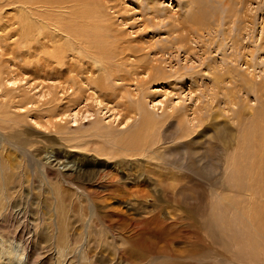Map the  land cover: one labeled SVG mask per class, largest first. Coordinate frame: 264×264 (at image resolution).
<instances>
[{
  "label": "rangeland",
  "instance_id": "rangeland-1",
  "mask_svg": "<svg viewBox=\"0 0 264 264\" xmlns=\"http://www.w3.org/2000/svg\"><path fill=\"white\" fill-rule=\"evenodd\" d=\"M89 2V10L72 2L67 11L79 22L90 15L96 19L110 58L95 54L86 43L67 55L70 39H63L56 55L63 52L64 57L57 60L50 40L48 48L39 45L50 29L39 27L35 17L20 35H0V53L9 41L22 40L15 49L17 65L4 54V75L10 79L0 82V264H123V258L129 264H264V0ZM16 5L9 15L21 13ZM203 7L210 18L198 28L189 15ZM26 38L29 52L22 47ZM70 61L82 78L91 75L88 67L96 77L105 75L110 95L97 97L79 76L70 88L64 72ZM74 90V101L68 103ZM137 97L163 121L152 137L162 140L151 146L161 149L129 158L119 187L95 196L125 213L122 227L132 241L124 244L120 221L109 216L116 225L102 226L88 212L86 198L73 197L60 172L51 171L45 161L58 154L86 161L85 167H95L98 176L112 171L118 157L111 143L140 117L121 124L122 104L135 105ZM171 112L175 117H169ZM179 115L192 126L185 139L176 136ZM187 118L196 120L188 124ZM190 150L196 155L190 157ZM172 176L176 181L168 186ZM54 203L60 204V213H54ZM107 208L99 207V214L106 217L102 211ZM143 221L158 230L154 246L135 240ZM87 226L94 240L90 252L79 245V233L86 235Z\"/></svg>",
  "mask_w": 264,
  "mask_h": 264
},
{
  "label": "bare ground",
  "instance_id": "bare-ground-1",
  "mask_svg": "<svg viewBox=\"0 0 264 264\" xmlns=\"http://www.w3.org/2000/svg\"><path fill=\"white\" fill-rule=\"evenodd\" d=\"M102 1V0H101ZM104 1V0H103ZM153 2V0H151ZM74 3L76 2L77 5L78 4H82V11H86L91 9V6H89L90 2L89 0H0V35L2 33V35H8V39L9 38H13L16 35H20L21 30L25 29V26L29 24L30 18L31 17H35L39 23V27H43L50 29V33L48 36H45V40H41L42 43H38L41 47H47L50 43L49 40L51 42V46L52 47H56V49L54 50L55 52V56L57 58V60L60 59V57H64V53H67V55H73L76 52V49L81 46L82 43H86L87 46L93 50H95V54H98L99 56H102L104 58H110L107 55V50L108 52H110L111 48L108 47L107 45H104L101 42V31H98L97 26H95L94 24H96V19L93 18L91 15L88 16L86 19L87 21L84 22H79L77 20H75L76 18L74 17V15L67 11L69 9V4L70 3ZM108 3L109 0H108ZM16 5V9H19L21 11V13H18V15H9V13H7L10 9V7L12 5ZM91 5V4H90ZM79 6V5H78ZM109 6V5H108ZM110 7V6H109ZM108 7V8H109ZM79 8L81 9V6H79ZM107 8V7H106ZM93 9V7H92ZM104 13V12H103ZM25 15V16H24ZM237 15V14H236ZM235 15V16H236ZM227 16V15H226ZM67 17H72V20L67 21V23H65V19ZM209 13L208 11L203 7L202 9L200 8L199 11L195 12L192 15H189V21H192L193 25H197L198 28H200L199 25L202 26V24H205V22L209 19ZM232 18V17H231ZM85 19V20H86ZM36 24V23H35ZM31 25V24H30ZM110 25V24H109ZM32 26V25H31ZM36 26V25H35ZM55 27V31L52 30V27ZM37 27V26H36ZM186 24H183V28L186 29ZM204 27V26H202ZM201 27V29H202ZM91 28V29H89ZM38 29V28H37ZM36 30V29H35ZM39 30V29H38ZM42 30H40L41 32ZM189 32V30H188ZM26 33V31H25ZM32 33V32H31ZM31 33H28L29 35ZM34 33V32H33ZM35 34V33H34ZM37 34V33H36ZM25 35V34H24ZM32 35V34H31ZM181 35V34H180ZM179 35V39L184 40L185 37H181ZM190 35V34H189ZM21 38L24 36H20ZM29 37V36H26ZM190 37V36H188ZM31 38H33L31 36ZM36 38V37H35ZM40 38V37H38ZM43 38V37H42ZM63 39H70L69 43L67 44L65 48L64 53L62 52V55H56V53L60 52L58 49L60 46H58V42H60ZM31 40V39H30ZM34 40V39H33ZM66 41V40H65ZM1 42V41H0ZM24 42V41H23ZM38 42V41H37ZM9 44V48L5 49L4 51H2L3 53H0V82L4 81H9L10 77H6L5 71L3 70V66L2 64L8 60L5 58H3L4 54H9L11 55V59H9L10 62L13 63V65H17V59L19 57L20 59V55L17 56V53L15 51L16 46L18 44H22V40L19 41L18 40H12L11 42H8ZM7 44V45H8ZM61 44V43H60ZM65 44V43H64ZM36 45V44H35ZM62 45V44H61ZM118 45V44H117ZM19 46V45H18ZM22 46V45H21ZM22 47H25L24 51L27 52L29 50L30 47V42L29 39L26 38L25 43ZM40 47V48H41ZM77 47V48H76ZM31 48V47H30ZM37 48V47H36ZM35 48V49H36ZM48 48V47H47ZM87 48V47H86ZM51 49V48H50ZM90 49V50H91ZM22 50V49H21ZM33 50V49H32ZM49 50V49H48ZM23 51V50H22ZM50 51V50H49ZM58 51V52H57ZM115 51V50H114ZM19 52V51H17ZM29 52V51H28ZM41 52V51H40ZM52 52V50L50 51ZM22 53V52H21ZM43 53V52H42ZM114 53V52H112ZM61 54V52L59 53ZM45 55V54H43ZM50 55V54H49ZM8 56V55H7ZM26 57H28L29 55H25ZM23 56V57H25ZM32 56V54H31ZM48 56V55H47ZM22 57V58H23ZM79 57V56H78ZM10 58V56H9ZM35 59V57H32ZM47 58V57H45ZM66 58V56H65ZM18 59V60H19ZM52 59V58H51ZM55 59V58H53ZM64 59V58H63ZM123 59V58H120ZM49 60V59H48ZM71 60V59H69ZM68 60V61H69ZM8 61V62H9ZM36 61V60H35ZM34 61V62H35ZM64 61H66L64 59ZM73 62V61H72ZM71 61L67 63V65L65 64L66 70L64 71L67 75V78L69 79V83H71L70 88H73L74 83L79 81V77H81V84L83 82V84H86V86H88V88L90 90L94 91V94L99 97L101 96H108L110 95L111 90L107 89L108 86L103 85L104 83H107V78L105 75L102 76H95V69L88 67L86 71L89 72V76H85L83 77V73L82 71H80L79 69H77V67L75 66L74 63H72ZM7 63V62H6ZM6 66V65H5ZM59 66V65H58ZM62 67V64L60 65ZM59 66V67H60ZM64 66V68H65ZM38 67V66H37ZM9 68V67H8ZM39 68V67H38ZM55 68V67H54ZM140 68V67H139ZM151 68V66H150ZM149 68V69H150ZM7 69V68H6ZM85 69V68H84ZM9 71V69H8ZM12 71V70H11ZM9 71V72H11ZM14 72V71H13ZM12 72V73H13ZM102 72V71H101ZM61 74V73H60ZM59 74V75H60ZM58 75V74H57ZM8 76V75H7ZM62 78V77H61ZM64 78V77H63ZM59 79V78H58ZM125 79V78H122ZM61 80V79H60ZM116 81H120V79L118 77H115ZM139 81V80H138ZM62 82H65L62 80ZM61 83V82H60ZM68 83V84H69ZM66 84V83H65ZM253 84V83H252ZM63 85V84H62ZM61 85V86H62ZM63 87H65L63 85ZM68 86H66L67 88ZM256 88V87H255ZM62 89V88H61ZM66 90V89H64ZM80 90V89H79ZM74 90L71 92L72 95L69 94V99H68V103L74 101V96H76ZM74 93V94H73ZM71 96V97H70ZM136 95L134 94L133 97H135ZM76 98V97H75ZM98 101V100H97ZM124 107L126 108V112L122 115V121L121 124H126L128 121H130L131 119H135L136 117L140 116L139 122L136 126L132 127V129L124 132L122 135L119 136V138L116 140V142H112L111 143V147L112 149L116 152L115 157H118V160L115 165L112 166L114 172L109 171L106 174H102L100 176L97 175L98 170H95V167H89L86 168L84 163L86 164V161H84L83 163H79L77 161L79 160H75V159H69L68 156H65L64 158H60L58 154H52L49 156V158H47V160L45 161V163H48V167L49 169H51V171H56L58 170L61 174V180L65 186L67 185V187H69L68 191H70V194H72L73 197H78L81 201V198H86L88 204H87V208H88V212L92 215L93 214L96 216L95 219L99 222H102V226H106L108 225H116L114 224V222L116 221H120L118 228L120 229L121 232H119L120 236H121V240L124 242V244H126V242H130L132 241V239L130 238V234L127 235L125 228H123L122 226H124V220L126 219V215L124 212H122V210L120 209H116V208H112L109 207L108 202H106L107 199H103L100 196V199L102 201H97V197L95 198V196L97 194H100L98 192H101V190L103 191H107V193L113 189V187H115L119 182H120V173L123 172V163H126L130 160L129 158L131 157H136L138 155L147 157L150 155L151 152L153 151H158V148L153 149L151 146L154 144H159V142H161V138L157 136V139L155 140V138H152L153 136H155L154 131H158L160 129V126L162 125L163 121L160 120V118H158L154 113L150 112L149 109L146 107L147 104H145V101L143 98H138L137 97V102L135 105H131L129 103L128 100H125L123 102ZM173 109V108H172ZM125 111V110H124ZM120 113V112H119ZM122 114V113H121ZM177 115V114H176ZM253 116V115H252ZM169 117H175V114L171 112ZM193 120H189L187 118V123L188 124H193L194 121L196 120L195 118H192ZM176 121V122H175ZM177 124V132L176 136L179 134V138L180 139H185L189 136V134L191 133V127L192 126H187L183 120V118H181V116H176V120H174V124ZM264 125V124H263ZM261 127V126H260ZM264 128V127H263ZM196 129V128H195ZM262 129V128H259ZM1 130V129H0ZM264 131V129H263ZM262 131V132H263ZM143 132H147L149 133L147 137L143 136ZM2 133V132H1ZM145 133V134H147ZM203 133V132H202ZM218 134V133H217ZM175 136V137H176ZM218 137V136H217ZM4 138V137H3ZM180 142H182L181 140H178ZM264 143V140H262ZM2 142H4L2 140ZM262 143V144H263ZM11 144V143H10ZM216 143H214L213 145H215ZM2 145V143H1ZM22 145V144H21ZM219 146V145H218ZM221 147V146H220ZM260 147V146H259ZM262 147V146H261ZM218 148V147H217ZM223 148V147H222ZM221 148V149H222ZM256 148V147H255ZM215 149V147H214ZM261 149V148H260ZM24 150V149H23ZM102 150V149H101ZM105 150V149H104ZM102 150V151H104ZM109 150V149H106ZM112 150V151H113ZM219 150V148L217 149ZM262 150V149H261ZM29 151V150H28ZM111 151V150H110ZM109 151V152H110ZM188 151V150H187ZM221 151V150H220ZM259 152H261L258 149ZM107 152V151H106ZM28 153V152H27ZM105 153V152H104ZM155 153V152H153ZM106 154V153H105ZM190 157L191 155H196L194 152H192L190 150L189 153ZM249 155V154H248ZM113 156V155H112ZM252 156V155H251ZM256 156V155H255ZM202 157V156H201ZM53 158V159H52ZM205 159V157H203ZM247 158V157H246ZM187 159V158H186ZM197 159V158H196ZM245 159V158H244ZM52 161V162H50ZM131 161V160H130ZM136 161V160H135ZM185 161V160H184ZM198 161V160H197ZM255 162V161H254ZM263 162V161H262ZM53 163H55L53 165ZM244 163V162H243ZM242 164V163H241ZM261 164V163H260ZM10 165V164H9ZM90 165V164H89ZM202 165V164H201ZM205 166V164H204ZM208 166V165H207ZM217 167H220L219 164L215 165ZM201 167V166H199ZM252 167V166H251ZM97 168V167H96ZM198 168V167H197ZM214 170H217L216 167H213ZM209 169V168H208ZM254 169V168H253ZM2 170V168H1ZM212 170V169H210ZM240 170V169H239ZM259 170V169H258ZM3 171V170H2ZM176 171V170H175ZM236 171V170H235ZM216 172V171H215ZM257 172V171H256ZM172 173V172H171ZM101 174V173H100ZM215 174V173H214ZM264 175V174H263ZM2 176V175H1ZM0 176V177H1ZM5 176V175H4ZM6 177V176H5ZM4 177V178H5ZM85 177V178H84ZM142 177V176H141ZM140 177V178H141ZM264 177V176H263ZM84 178V179H83ZM172 181L169 182L168 186H171L176 179L174 178V176H172L170 178ZM5 180V179H4ZM2 182V180H1ZM4 182V181H3ZM121 184V183H120ZM119 184V185H120ZM3 185V183H2ZM1 185V186H2ZM5 185V184H4ZM119 185H117L119 187ZM116 186V187H117ZM19 187V186H18ZM123 187V186H122ZM3 188V187H2ZM18 189V188H17ZM23 189V188H22ZM125 189V187H124ZM100 190V191H99ZM114 190V189H113ZM112 190V191H113ZM123 190V188H122ZM102 191V192H103ZM19 192V191H18ZM54 193H56L55 189L53 191ZM101 192V193H102ZM13 193V192H12ZM66 193V192H65ZM105 193V192H104ZM106 193V194H107ZM110 193V192H109ZM192 193V192H191ZM3 194V192H2ZM2 194L0 196H2ZM5 194V193H4ZM14 194V193H13ZM103 194V193H102ZM250 194V193H249ZM56 195L58 196V194L56 193ZM113 196H115L114 194H112ZM145 195V194H144ZM5 196V195H4ZM10 196V195H9ZM13 196V195H12ZM111 196V195H109ZM141 196V195H140ZM3 197V196H2ZM137 197V196H136ZM255 197V195L253 196ZM8 198V197H7ZM10 198V197H9ZM70 198V197H69ZM72 198V197H71ZM114 198V197H113ZM143 198V197H142ZM145 198V197H144ZM2 199V198H1ZM74 199V198H73ZM4 200V199H3ZM70 200V199H69ZM143 200V199H142ZM147 200V199H146ZM145 200V201H146ZM8 201V200H7ZM66 201V199H65ZM10 202V200H9ZM69 202V201H68ZM73 202V201H72ZM4 203V201H3ZM7 203V202H6ZM55 204V203H54ZM64 204V203H62ZM66 204V203H65ZM68 204V203H67ZM66 204V205H67ZM81 204V203H80ZM60 204H55L53 207V211L54 213H60ZM249 205V204H248ZM251 205V204H250ZM68 206V205H67ZM72 206V204H71ZM84 206V205H83ZM108 206L107 209H105L104 211H102L103 215H106V217L101 216L99 214L100 210L99 207H101L102 209H104V207ZM64 207V206H63ZM66 207V206H65ZM74 207V206H73ZM81 207V206H80ZM86 208V207H85ZM86 208V209H87ZM4 209V208H3ZM74 209V208H73ZM72 210V209H71ZM75 210V209H74ZM67 212V211H66ZM253 212V211H252ZM63 214V213H62ZM69 215V213H68ZM66 214V216H68ZM72 215V214H71ZM89 215V214H88ZM114 216L115 221L114 222H110V220H108V217ZM70 217V216H69ZM252 217V216H251ZM54 218V217H53ZM113 218V217H112ZM69 219V218H68ZM55 220V219H54ZM112 220V219H111ZM136 220V219H135ZM151 220V218H150ZM92 221V220H91ZM90 221V223H91ZM80 222H81V218H80ZM135 222V221H134ZM153 222V221H152ZM89 223V225H91ZM154 224H156L155 222H153ZM56 224V223H55ZM71 222L67 221L65 226L67 229L70 226ZM78 224V223H77ZM151 222L146 223L143 221L142 226L139 227L136 231V236H135V240L138 244H143L145 243V245L149 246V245H153L154 242H156L155 239H153L154 234H157L158 230L156 228L151 227ZM128 225V223H127ZM130 226L132 225V223L129 224ZM128 225V226H129ZM136 225V224H135ZM134 225V226H135ZM129 226V227H130ZM88 228L86 229V231H88L89 226H87ZM128 227V228H129ZM138 225L135 227L137 228ZM131 228V227H130ZM129 228V229H130ZM134 228V227H133ZM59 229V227H58ZM83 229V228H82ZM128 229V230H129ZM94 230V229H93ZM57 231V230H56ZM69 231V230H68ZM67 231V232H68ZM135 231V230H133ZM70 235L74 236V232L70 231ZM66 233V232H65ZM69 233V232H68ZM91 231L87 232L86 235H82L80 234V243L79 245L83 248L82 250H85L87 252V248L90 252V247L93 246V242L92 241V234H90ZM134 233V232H133ZM59 231L54 232L55 235V242L58 244V242L60 241V237L58 236ZM67 234V233H66ZM132 235V234H131ZM135 235V233L133 234ZM158 236V234H157ZM157 236L156 239H157ZM161 236V235H160ZM62 237V236H61ZM65 238V237H64ZM75 238V236H74ZM63 239V238H62ZM68 239V237H67ZM69 239H72L69 238ZM77 239V238H76ZM75 239V240H76ZM158 240V239H157ZM69 241V240H68ZM66 241V243L68 242ZM72 241V240H71ZM78 242V240H77ZM64 243V242H62ZM83 244V245H82ZM137 244V245H138ZM68 245V244H67ZM75 245V244H73ZM119 245V244H118ZM144 245V244H143ZM77 246V244H76ZM109 245H107L106 247H108ZM121 246V245H120ZM124 246V245H122ZM147 246V247H148ZM154 246V245H153ZM71 247V245H70ZM75 247V246H74ZM79 247V246H78ZM126 247V246H125ZM99 245H98V250H99ZM120 248V247H119ZM61 249L63 250L64 248L61 247ZM68 249V248H67ZM72 250V249H71ZM97 250V251H98ZM107 250V249H106ZM121 252H124L123 247L119 249ZM126 250V249H125ZM70 251V250H69ZM77 251V250H76ZM95 252V251H94ZM106 252V251H105ZM82 253V252H81ZM117 253V252H116ZM129 253V252H128ZM132 253V252H130ZM79 254V252H78ZM118 254H122V253H118ZM88 255V254H87ZM96 255V254H95ZM66 256V255H65ZM64 256V257H65ZM83 257H85L83 255ZM137 257V256H136ZM67 258V257H66ZM122 258V257H121ZM139 257H137L136 259L138 260ZM72 259V258H71ZM142 257L139 259L141 260ZM210 259V258H209ZM207 259V260H209ZM220 259V258H219ZM133 260V259H131ZM138 260V261H139ZM216 260V258H215ZM67 261V259L65 260ZM115 261V260H114ZM222 261V260H221ZM113 262V261H112ZM119 262V261H118ZM120 262L123 264H127L128 261L127 258H123L120 259ZM132 262V261H131ZM134 262V261H133ZM135 263V262H134ZM140 263V262H139ZM138 263V264H139ZM120 264V263H119ZM129 264V263H128ZM131 264V263H130ZM141 264V263H140ZM213 264V262H212ZM233 264V263H232Z\"/></svg>",
  "mask_w": 264,
  "mask_h": 264
}]
</instances>
